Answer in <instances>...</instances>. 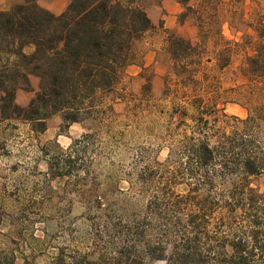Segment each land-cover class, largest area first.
Returning a JSON list of instances; mask_svg holds the SVG:
<instances>
[{"label":"rangeland","instance_id":"374dc122","mask_svg":"<svg viewBox=\"0 0 264 264\" xmlns=\"http://www.w3.org/2000/svg\"><path fill=\"white\" fill-rule=\"evenodd\" d=\"M160 3L140 0L157 29L136 44V62L105 98L101 119L63 134L55 116L39 135L21 121L0 122V264H65L72 257L119 264L122 254L138 256L148 243L170 252L191 202L211 203L215 221L225 217L235 229L244 216L226 208H247L249 195L264 215V175L243 182L214 162L207 185L190 175L196 166L187 159L192 146L208 138L224 143L244 130L254 97L248 59L264 40V0H190L176 20L160 19L168 15ZM17 4L0 0V10ZM168 31L192 43L185 68L168 54ZM32 84L34 92L17 91L22 107L39 80ZM242 133L264 156V124ZM57 172L64 176L53 177Z\"/></svg>","mask_w":264,"mask_h":264},{"label":"trees","instance_id":"16d2710c","mask_svg":"<svg viewBox=\"0 0 264 264\" xmlns=\"http://www.w3.org/2000/svg\"><path fill=\"white\" fill-rule=\"evenodd\" d=\"M178 2L185 11L191 9L190 0ZM156 29L140 0H70L60 14L42 7L38 0H23L9 10H0V122L21 121L39 135L48 130V122L55 116L62 119L63 134L74 124L101 119L106 115L105 98L136 62V44ZM168 33V54L185 68L190 63L192 43ZM247 74L254 87L252 96L259 100L250 98L242 132L264 124L263 39L248 59ZM33 77L39 80L38 90L28 106L22 107L16 101L17 91L34 92ZM198 116L208 124L203 113L198 112ZM242 132L226 135L224 143L212 145L208 138L192 146L187 159L196 168L190 175L209 185L212 178L207 169L214 162L243 182L264 175L263 154L250 148ZM62 176L53 174L55 178ZM246 200L247 208H226L228 215L244 216L236 229L225 217L215 221L217 211L211 203L191 202L193 209L170 252L162 244L148 243L138 256L122 254L119 264H146V259L166 264H253L256 257L264 259V215L254 197L249 195ZM223 228L231 234L219 231ZM203 241L205 246L201 247ZM65 264L91 263L72 257Z\"/></svg>","mask_w":264,"mask_h":264},{"label":"crops","instance_id":"0c3cea01","mask_svg":"<svg viewBox=\"0 0 264 264\" xmlns=\"http://www.w3.org/2000/svg\"><path fill=\"white\" fill-rule=\"evenodd\" d=\"M21 1L22 0H17L18 4ZM69 1L70 0H38V3L51 12L60 14L66 9ZM159 6H162L164 9H166V13L168 14H163L160 18L161 20H168L170 18H174V20H176L177 16L183 11L181 4L177 0H163ZM159 9L160 7H154L152 9V13L157 14L158 11H160Z\"/></svg>","mask_w":264,"mask_h":264}]
</instances>
